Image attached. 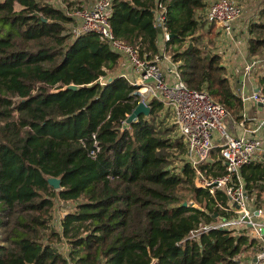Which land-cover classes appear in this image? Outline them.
<instances>
[{
	"label": "trees",
	"instance_id": "16d2710c",
	"mask_svg": "<svg viewBox=\"0 0 264 264\" xmlns=\"http://www.w3.org/2000/svg\"><path fill=\"white\" fill-rule=\"evenodd\" d=\"M162 1L169 44L198 41L200 23L209 22L206 0ZM156 6L157 0H114L115 34L141 43L142 53L158 52ZM71 22L51 0H0V264H67L58 245L64 242L78 264H239L241 253L259 250L246 229L188 238L226 213L195 185L184 156L177 159L186 145L159 120L160 101L150 103V115L125 123L138 100L136 87L114 75L119 54L96 33L72 38ZM248 34L249 52L260 54L264 0ZM173 57L190 88L207 90L233 120L243 119V99L220 55L192 42ZM257 73L264 93V69ZM177 160L182 164L172 166ZM206 167L224 170L221 158ZM242 174L248 188L264 190V162ZM217 199L228 200L221 192ZM58 200L71 206L62 230L53 225Z\"/></svg>",
	"mask_w": 264,
	"mask_h": 264
},
{
	"label": "built area",
	"instance_id": "2783aa9c",
	"mask_svg": "<svg viewBox=\"0 0 264 264\" xmlns=\"http://www.w3.org/2000/svg\"><path fill=\"white\" fill-rule=\"evenodd\" d=\"M61 6L72 19L69 25L72 38L96 33L124 60L119 72L114 75L126 78L136 87L134 94L137 104L142 101L151 107L150 103L158 100L163 104L162 116L171 114L177 137L186 145L184 162L194 169L195 185L209 190L215 198L216 206L226 213L227 216L219 217L216 222L201 223L188 238L196 239L201 233L211 229H235L236 233L246 229L251 238L261 243V248L249 263L239 261V264H264V207L258 206L250 195L242 174L244 167L264 161L263 145L249 134L234 135L227 127V120L231 119V115L225 106L216 101L207 90L192 89L185 82L180 62L175 61L166 48L173 35L167 26L165 3L157 0L155 26L159 31L158 40L162 48L160 50L157 41L156 53H142L141 43H131L115 34L111 23L114 0H92L75 7L67 4ZM244 13L245 6L240 0H217L209 4L207 18L234 41L235 23ZM252 58L246 61L245 76H250L256 66H264V57L259 60ZM101 83H106V79L102 77ZM242 99L264 104V93L258 87L250 96H242ZM258 121V129H263L264 117L258 118ZM99 149L97 146V150ZM215 150H219L224 166L221 174H218L217 169L209 171L206 167L208 162H214L212 154ZM218 192L227 197L226 203L217 199ZM63 212L53 222L54 227L60 230L67 214L66 210ZM64 254L67 264H78L70 257L69 252ZM243 256V253L240 254L238 259Z\"/></svg>",
	"mask_w": 264,
	"mask_h": 264
},
{
	"label": "crops",
	"instance_id": "0c3cea01",
	"mask_svg": "<svg viewBox=\"0 0 264 264\" xmlns=\"http://www.w3.org/2000/svg\"><path fill=\"white\" fill-rule=\"evenodd\" d=\"M212 1V0H211ZM211 3V2H210ZM209 3V4H210ZM216 26V25H215ZM244 26V25H243ZM242 26V27H243ZM238 25H235V34L239 31ZM243 29V28H241ZM216 33H220L223 41L220 44V50L218 52H214L221 56V64L225 66L227 71V77L229 78L231 84L233 85L235 91L242 96H250L254 91L260 88V82L258 80V73L261 71V68L264 69V66H256L250 76H245V65L246 61L250 59L252 56H256V54L246 55L245 52L248 50V44L245 43L247 46L244 48L245 50H242L241 47H239L237 40H231L229 39L223 32V30L216 26L215 29ZM244 32V30H242ZM159 42L160 50L162 48V45ZM240 44V43H239ZM172 47V44L166 46L168 51H170V48ZM218 50V49H217ZM174 56V55H173ZM174 58V57H173ZM175 60V59H174ZM123 59L120 58V64L116 68L114 74H117L123 64ZM176 61V60H175ZM261 90V89H260ZM244 102V110H243V119L239 122H236L231 119L229 121L232 122L233 129L231 132L234 135H241V134H249L250 136L258 139L261 141L263 148H264V128L258 129L259 121L258 118L264 117V106H260L259 103L255 102L254 100H246ZM262 157H264V153H262ZM213 158V156H212ZM260 162V161H258ZM264 162V161H262ZM262 181H260L261 183ZM249 193L253 197V199L257 202L258 206L264 207V190L258 193V191L252 187L249 188ZM69 208V206L67 207ZM68 211V209L66 210ZM65 212V211H64ZM63 212V213H64ZM56 227V226H55ZM58 230H60L58 227H56ZM60 249L63 253L69 252V246L68 243L64 242L61 244ZM245 253H243L244 255ZM246 255V254H245ZM257 255V254H256ZM255 256L251 259H254ZM243 260V258H242ZM247 261V260H246Z\"/></svg>",
	"mask_w": 264,
	"mask_h": 264
},
{
	"label": "rangeland",
	"instance_id": "374dc122",
	"mask_svg": "<svg viewBox=\"0 0 264 264\" xmlns=\"http://www.w3.org/2000/svg\"><path fill=\"white\" fill-rule=\"evenodd\" d=\"M92 0H84L82 1V4H88L90 3ZM217 0H206V2L208 3V6L205 10V14L207 16V12L209 9V3L210 2H215ZM244 6H245V13L244 15L235 23V25H238V32L235 34V40L238 41V46L241 47L242 50H245L246 48V44L247 40H248V30H249V25L250 22L254 19L258 18V12L261 6V2L262 0H240ZM52 3H54L55 5H59L61 6V4H66L65 2H63L62 0H51ZM81 4H77V5H73L72 7L75 6H80ZM207 18V17H206ZM208 19V18H207ZM244 25V26H243ZM243 26V27H242ZM210 21L203 23V25L200 23V27H199V31L196 33V36H198V41L193 40V36H188L183 42L181 43H174L172 44V47L170 48V54L173 56L176 52L177 49L181 48L183 49L184 47H186L188 44L194 42L196 44H199L200 46H202L205 51L210 50L213 52H218L220 50V44L222 43L223 39L220 35V33H216V31H214V33L212 31H210ZM243 28V29H241ZM244 30V32L242 31ZM240 43V44H239ZM245 48V49H244ZM218 49V50H217ZM249 50V49H248ZM246 55H250L249 51L245 52ZM253 57V56H252ZM251 57V58H252ZM264 57V49L260 52V54H256V56H254V59L259 60L262 59ZM253 59V58H252ZM249 61V59L247 60ZM261 66H263L261 64ZM262 70V69H261ZM159 120H163V123L165 124V126L170 127V135L175 138L177 137V132L175 129V126L172 124V116L171 114L168 116H160ZM232 122L227 120V127L228 129L231 131L233 129L232 127ZM182 157H179L177 159H183ZM213 158L215 160L220 159V153L219 150H215L212 154ZM182 164L181 161L177 160L175 161V163L173 162L172 166H180ZM69 205L67 203H64L62 200H58L57 201V205H55L54 211H55V219H58L59 215L67 210ZM69 208H71V206H69ZM69 210V209H68ZM218 221V219L216 220ZM214 221V222H216ZM59 246H61L60 244H58ZM258 253V248L257 247H252L249 254L246 253V255L244 254V256L242 257L243 263H249L251 258H253L254 256H256V254ZM242 254V253H241ZM237 258H239L237 256ZM240 258V259H242ZM247 260V261H246Z\"/></svg>",
	"mask_w": 264,
	"mask_h": 264
},
{
	"label": "water",
	"instance_id": "95a60500",
	"mask_svg": "<svg viewBox=\"0 0 264 264\" xmlns=\"http://www.w3.org/2000/svg\"><path fill=\"white\" fill-rule=\"evenodd\" d=\"M128 1L132 2V0H128ZM69 88L75 90L78 88V86L75 83H72L69 85ZM259 105L262 107L264 106L263 103H259ZM150 112H151V107L141 101L133 109L131 114L128 115L126 122H127V124H131L132 122L137 121L140 115L144 114V115L148 116V115H150ZM49 183H50V185H52L56 189L60 188V186H61V180L59 178L51 177V178H49ZM183 205L188 206L189 204L186 201L183 203Z\"/></svg>",
	"mask_w": 264,
	"mask_h": 264
}]
</instances>
